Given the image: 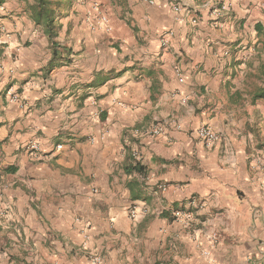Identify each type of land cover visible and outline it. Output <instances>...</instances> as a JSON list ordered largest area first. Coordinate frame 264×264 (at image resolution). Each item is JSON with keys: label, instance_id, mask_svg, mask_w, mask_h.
I'll list each match as a JSON object with an SVG mask.
<instances>
[{"label": "crops", "instance_id": "1", "mask_svg": "<svg viewBox=\"0 0 264 264\" xmlns=\"http://www.w3.org/2000/svg\"><path fill=\"white\" fill-rule=\"evenodd\" d=\"M33 1L0 3V264H264V154L230 101L264 0H68V61Z\"/></svg>", "mask_w": 264, "mask_h": 264}, {"label": "trees", "instance_id": "2", "mask_svg": "<svg viewBox=\"0 0 264 264\" xmlns=\"http://www.w3.org/2000/svg\"><path fill=\"white\" fill-rule=\"evenodd\" d=\"M3 1L5 0H0V3ZM69 6L70 1L68 0H34L33 2H28L27 5L31 20L35 23V25L43 28L44 34L52 43V47L54 49L53 59L58 58L60 60L68 61L70 57L69 49L63 47L58 40L59 30L61 28L59 18L65 13ZM58 65V63L51 62L48 67V71ZM256 72V77L261 80V83H256L254 90L251 92L253 103H256L258 100H264V63L259 66ZM107 80L108 78L106 77L103 80H97L93 83L94 85H101ZM234 95L241 96V89L234 91L231 97ZM140 163L141 162L137 161L133 166V169L142 173L145 167Z\"/></svg>", "mask_w": 264, "mask_h": 264}, {"label": "rangeland", "instance_id": "3", "mask_svg": "<svg viewBox=\"0 0 264 264\" xmlns=\"http://www.w3.org/2000/svg\"><path fill=\"white\" fill-rule=\"evenodd\" d=\"M251 59V65L243 66L236 71V74H233L235 77L231 87L232 89L236 87L241 89L242 95H234L230 98V101L236 107L235 112L232 113L236 121H239L240 118L242 120L244 117L248 118V127L253 134L251 149L255 154L262 155L264 154V100L253 103L251 92L254 90L256 83H261V80L256 77V71L264 63V43L254 50Z\"/></svg>", "mask_w": 264, "mask_h": 264}, {"label": "built area", "instance_id": "4", "mask_svg": "<svg viewBox=\"0 0 264 264\" xmlns=\"http://www.w3.org/2000/svg\"><path fill=\"white\" fill-rule=\"evenodd\" d=\"M149 4L155 5L158 4L164 0H146ZM176 10H180V7L178 5L175 6ZM230 10V4H223L219 6V8L216 10V13H221L223 11H229ZM104 22H107V18L102 19ZM5 27L0 23V31H4ZM162 42L167 43L166 37H162ZM177 73L180 74V70L176 69ZM17 97H13V100H16ZM174 124L175 127L180 128V125L175 120H169L165 122H159V123H154L150 127H147L146 129H141V130H135V133L137 134H148V135H153V136H158V135H163L167 133V130L169 129L170 125ZM196 136L202 140L205 145L207 146H213L215 145L220 139H221V134L214 130L212 127L206 125V126H201L195 131ZM62 145H58V148H61ZM30 149H38V144L37 143H32L29 145ZM134 155L137 156V153H134ZM161 188L163 190L167 189V185H162ZM148 213V208L146 206H133L131 209V216L134 219H137L141 214H147ZM89 240V237L87 236L85 240V245L87 244ZM208 254V252H206ZM89 260L91 264H103V256L96 250H92L89 252Z\"/></svg>", "mask_w": 264, "mask_h": 264}]
</instances>
